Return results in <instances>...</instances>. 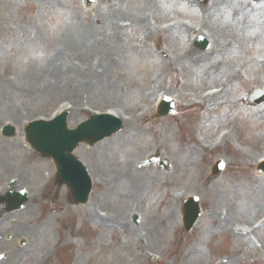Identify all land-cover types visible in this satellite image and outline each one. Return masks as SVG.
<instances>
[{
    "label": "rangeland",
    "instance_id": "1",
    "mask_svg": "<svg viewBox=\"0 0 264 264\" xmlns=\"http://www.w3.org/2000/svg\"><path fill=\"white\" fill-rule=\"evenodd\" d=\"M111 1L117 10L108 0L91 8L87 0H0V187L14 179L28 191L22 208L0 213L1 264H264V223L253 229L258 243L239 232L264 214V174L254 168L264 158V103L244 102L264 88V0ZM215 6L231 20L218 23ZM205 31L212 42L203 50L195 41ZM216 88L222 107L204 120L195 103ZM164 92L179 98L175 115H159ZM116 105L127 116L122 130L75 150L93 178L89 201H69L26 128L63 106L76 129ZM6 123L18 129L12 139L2 136ZM198 124L190 135L183 129ZM152 153L169 165L147 167ZM222 160L226 168L212 172ZM190 161L204 168L199 182ZM124 170L143 188L136 200L118 176ZM194 195L201 217L186 233L183 202Z\"/></svg>",
    "mask_w": 264,
    "mask_h": 264
},
{
    "label": "bare ground",
    "instance_id": "2",
    "mask_svg": "<svg viewBox=\"0 0 264 264\" xmlns=\"http://www.w3.org/2000/svg\"><path fill=\"white\" fill-rule=\"evenodd\" d=\"M109 7L110 8H112L113 10H117V8H119V6H118V2H113V1H110L109 2ZM212 11H214L215 12V14H213L212 16H213V18L218 22V23H220V22H222L223 20L222 19H220V18H222V17H225L226 15H227V21H229V20H231V18H230V16L228 15V12H227V10H226V8H221V9H219V8H217V6H215L214 8H213V10ZM261 16H264V13H261ZM125 17L124 16H122V19L123 20H125L124 19ZM205 35V37H207V38H211L210 36H207V33H205L204 34ZM217 43H219V44H222V41L221 40H217ZM230 43V42H229ZM216 48V47H215ZM213 54V56L216 54V52H215V50L213 49L212 51H211ZM197 55L195 54H192V53H188L187 54V57H188V59L191 61V62H195V60L197 59L198 60V62H199V60H200V58L199 57H196ZM207 56V55H206ZM202 58H206V57H202ZM184 59V58H183ZM178 62H180L179 60H177ZM103 66V64L102 63H98L97 65H96V68H97V70L98 69H100V67H102ZM86 84H84L83 86H85ZM165 95L166 94H164V97H165ZM168 96H171V97H176V96H173V95H168ZM219 96H221V93H219L218 95H215V96H208V97H206L207 99H209V100H213V101H215L216 102V99L217 98H219ZM205 97V96H204ZM141 99V98H140ZM203 104H204V101L203 100H200V101H196V103H195V105L196 106H200L201 108H202V114L203 115H205V114H207L209 111H215V110H218L219 108L218 107H214V108H212V104H210L208 107H203ZM116 107V110H115V115H117L118 117H119V119L120 120H124L125 121V117H126V112H125V110H123L122 108H120V106H118V105H116L115 106ZM62 109H65V108H62ZM61 109V110H62ZM126 122V121H125ZM191 127L193 128L194 126L193 125H191ZM199 124L198 125H195V127H194V129L196 130V131H198L199 129ZM89 138H93V135H90L89 136ZM194 140H197L196 138H194ZM200 143V142H199ZM201 144V143H200ZM103 147V146H102ZM243 158V157H242ZM241 158V159H242ZM191 163L189 164L190 166L192 165V163H193V166H194V173H191V174H196L195 172H199V174L197 175V177L196 176H193V175H190V177L193 179V180H196V181H201V179L202 178H204V176H205V173L203 172V168H201V166H198L197 164H196V162H193V161H190ZM126 165H124V163L122 164V167L119 169V170H122V169H124V167H125ZM248 166H251V165H248ZM152 169H157L156 167H154V168H152ZM121 173V176L120 175H118L119 176V178H121V181L122 182H127L128 184H129V188L127 189V192H128V194L131 196V197H133L135 200L137 199V197H136V195L137 194H140L142 191H143V188L141 187V186H139L138 184H134L135 183V181H137V173L136 172H134V171H131V172H128L127 170H124V171H121L120 172ZM124 176V177H123ZM127 176H132V177H128L127 178ZM263 204H264V202H263ZM262 207L264 208V205H262ZM101 214V213H100ZM222 215H224V214H222ZM229 215V217H231V215H230V213L228 214ZM115 217H116V219H118V221L119 222H123V220L120 218V216H119V214H116L115 215ZM229 217L228 218H224L223 220L225 221V222H228L229 223ZM104 219H108V218H104ZM258 219V218H257ZM110 223V222H109ZM126 224V223H125ZM130 224V223H129ZM232 224H233V219L231 218V222H230V226L232 227ZM124 227H125V225H124ZM239 232H241V231H239ZM243 232V234H242V236H245V237H247L249 240H250V238L252 239V237L253 236H251V234H253V230H247L246 232H244V231H242ZM241 232V233H242Z\"/></svg>",
    "mask_w": 264,
    "mask_h": 264
},
{
    "label": "water",
    "instance_id": "3",
    "mask_svg": "<svg viewBox=\"0 0 264 264\" xmlns=\"http://www.w3.org/2000/svg\"><path fill=\"white\" fill-rule=\"evenodd\" d=\"M64 134H65V131L64 130L62 131V129H61V130H59V132L56 135L55 134H53V135L46 134L43 136V140L46 143V145L50 146L51 148H53L55 150L59 149L58 152H56L54 154V156L57 157V159L63 158L64 157L63 156L64 151L72 148V145L68 144L69 145L68 146L64 143V138H65ZM66 163H67L68 167H71L74 170L78 169L79 172L81 173V177L84 178V176L86 175L84 172V169H83V167H81L79 165V163L75 160L74 157H72V156L67 157ZM63 172H64V169L62 168L61 175ZM85 178H86V176H85Z\"/></svg>",
    "mask_w": 264,
    "mask_h": 264
}]
</instances>
